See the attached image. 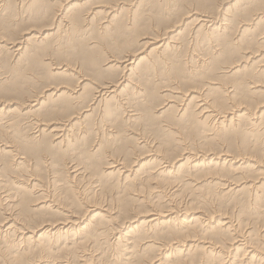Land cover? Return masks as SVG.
Masks as SVG:
<instances>
[{
  "label": "bare ground",
  "instance_id": "bare-ground-1",
  "mask_svg": "<svg viewBox=\"0 0 264 264\" xmlns=\"http://www.w3.org/2000/svg\"><path fill=\"white\" fill-rule=\"evenodd\" d=\"M0 22V264H264V0Z\"/></svg>",
  "mask_w": 264,
  "mask_h": 264
},
{
  "label": "rangeland",
  "instance_id": "rangeland-1",
  "mask_svg": "<svg viewBox=\"0 0 264 264\" xmlns=\"http://www.w3.org/2000/svg\"><path fill=\"white\" fill-rule=\"evenodd\" d=\"M61 1V0H60ZM61 4V3H60ZM18 11V12H17ZM23 10H21V9H18L17 10V8L16 9H14V13L13 12H11V13H13V16H17L16 18H23L24 16H25V14L22 12ZM22 12V13H21ZM17 14V15H16ZM20 14V15H19ZM12 21V20H11ZM4 28V25L0 22V29H3ZM1 32H3L2 30H1ZM7 69L6 68H3V67H0V81L1 80H5V79H7V77H9V72L8 73H5V71H6ZM12 72V71H11ZM12 76H13V74H12ZM2 82V81H1ZM8 84V83H7ZM8 101H10V100H8ZM0 159H1V157H0ZM2 160H4V159H2ZM5 161V160H4ZM9 172L10 173H13V172H11L10 170H9ZM16 174H18V173H16ZM104 192H102V194H97L96 196H98V197H100V198H102L103 196H107V194L106 193H104Z\"/></svg>",
  "mask_w": 264,
  "mask_h": 264
}]
</instances>
